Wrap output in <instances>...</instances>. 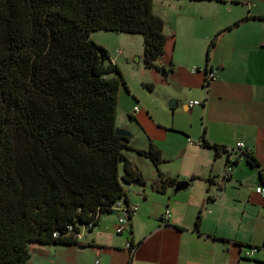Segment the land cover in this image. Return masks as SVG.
<instances>
[{"label": "trees", "instance_id": "1", "mask_svg": "<svg viewBox=\"0 0 264 264\" xmlns=\"http://www.w3.org/2000/svg\"><path fill=\"white\" fill-rule=\"evenodd\" d=\"M251 18L264 15L247 14L235 24ZM232 27L211 40L207 71L218 37ZM165 29L154 0H0V264H31V242L81 245L82 225L96 226L121 199L130 205L124 183L148 182L124 152L133 148L131 137L116 132L119 90L129 85L91 34H142L145 66L166 76L173 60L169 69L158 63ZM202 144L226 152L205 137ZM136 150L158 169L150 181L155 191L175 187L179 180L159 169L158 146ZM246 158L260 166L252 154ZM201 222L200 211L199 232Z\"/></svg>", "mask_w": 264, "mask_h": 264}, {"label": "crops", "instance_id": "2", "mask_svg": "<svg viewBox=\"0 0 264 264\" xmlns=\"http://www.w3.org/2000/svg\"><path fill=\"white\" fill-rule=\"evenodd\" d=\"M154 11L166 20V68L173 60L166 100L177 102L172 117L166 111V131L146 106L132 115L162 150L163 173L197 178L184 190L160 193L150 184L158 169L145 176L134 160L148 182L126 190L129 204L138 206L129 228L117 233L118 214H104L96 227H81L84 246L40 243L32 264H264V197L256 191L264 185V18L235 24L247 14L264 15V0H154ZM232 25L212 48L207 71L211 40ZM110 52L125 75L123 64L132 67L128 54L121 46ZM209 71L215 77L207 81ZM194 100L202 104L188 107ZM203 137L226 148L243 141L260 166L241 154L225 177L228 154L203 145ZM200 211L199 232L194 226Z\"/></svg>", "mask_w": 264, "mask_h": 264}, {"label": "rangeland", "instance_id": "3", "mask_svg": "<svg viewBox=\"0 0 264 264\" xmlns=\"http://www.w3.org/2000/svg\"><path fill=\"white\" fill-rule=\"evenodd\" d=\"M91 36L93 39L103 44L111 51L115 52V50L119 46H121L128 54L132 67L127 66L126 63H124L123 65L124 68H126V74L124 76H126L125 79L129 85L130 90H127L124 84H122V86L120 87L117 112V127L133 133L131 142L133 145L141 144L149 147L151 141L146 127L140 124L137 121L136 117H133L132 114L134 113L135 105H139L141 107L146 106V108L149 109L151 113L154 114V116L157 118L158 122L156 121L155 123L157 125L158 123H160L162 126H164L166 131V111L167 113L169 112L172 117L175 110V107H171L170 105L171 98L166 100V76L160 70H157L155 68L150 69L145 66L144 40L142 34L134 32L97 30L93 31ZM166 57L167 56L165 53L158 61V63L166 66ZM145 84H152L153 89H149ZM172 99H174V97ZM157 127L159 130L162 129L161 126ZM156 139L162 138L159 137ZM124 152L127 156H130V159L136 166L138 165L137 162L144 166L145 176L148 174V170H151L153 168L157 169L155 164L149 158L141 155L137 152V150L129 148L125 149ZM134 160H136L137 162H135ZM138 168L140 169L141 167ZM140 170L143 169L141 168ZM119 172L121 175L124 173L123 161L119 164ZM141 185L142 184L139 183H124V187L126 190L129 188V186L137 187ZM260 185L263 184L260 183ZM106 215L112 214L106 213ZM81 227L84 229L85 225H82ZM85 233L88 235L91 234L92 231L87 230ZM82 241L84 242V239ZM85 244L82 243L80 246H84ZM39 245L40 243L37 242H31L29 245L31 252V264L33 262V253L36 251L35 249Z\"/></svg>", "mask_w": 264, "mask_h": 264}, {"label": "built area", "instance_id": "4", "mask_svg": "<svg viewBox=\"0 0 264 264\" xmlns=\"http://www.w3.org/2000/svg\"><path fill=\"white\" fill-rule=\"evenodd\" d=\"M214 77H215V73L213 71L207 72V81L214 79ZM198 104L199 105L202 104V101H199V100L191 101L188 104V107H193L194 105H198ZM139 110H140V106L135 105L134 112H137ZM226 153L229 154V158L226 164L225 177H228L232 173L234 163L237 161L239 156L241 154H245V155L248 153L252 154V150L251 148L247 147L243 141H239L234 147L226 148ZM256 191L259 194H261L262 197H264V185L257 186ZM114 209L116 213L118 214V225H117L116 231L117 233H123L129 228L131 224L130 215L133 216L137 212L138 206L132 205V204L127 205L123 202V199H121L118 202H116V204L114 205ZM169 216H170V211L167 210L165 213V217L168 218ZM94 227L95 225L93 223H90V225L88 226V228L90 229ZM72 228H73L72 225H70L69 229L72 230ZM94 264H100V260L97 259Z\"/></svg>", "mask_w": 264, "mask_h": 264}, {"label": "water", "instance_id": "5", "mask_svg": "<svg viewBox=\"0 0 264 264\" xmlns=\"http://www.w3.org/2000/svg\"><path fill=\"white\" fill-rule=\"evenodd\" d=\"M176 102H177L176 99H172L170 101V105L171 106H175L176 105ZM116 132L118 134H121V135H124V136H128V137H131V135H132L130 132L125 131V130H122V129H119L118 127L116 129ZM191 181H192V179L179 180L176 183L175 187H174V192H178V191H181V190L186 189L189 186V184L191 183ZM136 183H137V181L133 182V184H136Z\"/></svg>", "mask_w": 264, "mask_h": 264}]
</instances>
